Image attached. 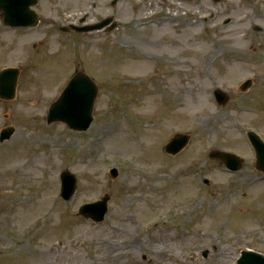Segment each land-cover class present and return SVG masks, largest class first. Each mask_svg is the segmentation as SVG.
<instances>
[{
	"label": "rangeland",
	"instance_id": "374dc122",
	"mask_svg": "<svg viewBox=\"0 0 264 264\" xmlns=\"http://www.w3.org/2000/svg\"><path fill=\"white\" fill-rule=\"evenodd\" d=\"M36 9V27L0 26V68L20 71L16 97L0 98V129L15 127L0 159L27 152L31 136L46 156L0 180V264H236L240 248L264 252V176L247 136L264 138V0H41ZM108 15L119 22L112 31L59 29ZM80 68L99 85L93 122L49 124V105ZM177 132L191 139L169 154ZM214 148L241 154L243 167L230 171ZM63 170L77 177L69 199ZM106 194L103 221L79 212Z\"/></svg>",
	"mask_w": 264,
	"mask_h": 264
},
{
	"label": "water",
	"instance_id": "95a60500",
	"mask_svg": "<svg viewBox=\"0 0 264 264\" xmlns=\"http://www.w3.org/2000/svg\"><path fill=\"white\" fill-rule=\"evenodd\" d=\"M37 2L38 0H0V9L3 10L4 22L11 25H36L40 20V16L31 6L35 5ZM112 19L113 16H110L99 23L82 27L74 25V28L85 31L97 29L108 24ZM115 26L116 23H112L109 29ZM64 30H67V28L65 27ZM18 74L19 71L16 68H5L0 70L1 98L10 99L15 96ZM250 81L251 80L245 82L243 87L246 88L249 86ZM98 89V85L88 74L83 71H77L72 76L59 98L50 106L48 122L62 120L74 129H87L93 120L92 111ZM215 94L218 101L221 103H226L229 99L228 94L221 89H217ZM14 129L15 128L12 126L4 128L1 132L0 139L9 138L13 134ZM250 138L256 146L257 164L264 170V143L254 134L250 133ZM188 141V134L178 133L166 144L165 149L168 152L177 153ZM210 155L222 158L229 167L234 169L240 168L242 163V159L239 156L230 152L213 150ZM63 178H65L67 184L64 191V195L67 197L75 185V177L69 172H64ZM108 198L109 196L106 195L103 200L87 203L81 207L80 211L100 220L103 218L107 209L106 202ZM246 255L248 257H244L240 261V264H264V255L261 253L247 252Z\"/></svg>",
	"mask_w": 264,
	"mask_h": 264
},
{
	"label": "bare ground",
	"instance_id": "6f19581e",
	"mask_svg": "<svg viewBox=\"0 0 264 264\" xmlns=\"http://www.w3.org/2000/svg\"><path fill=\"white\" fill-rule=\"evenodd\" d=\"M32 138L28 142L27 148H30L27 152L15 155H8L7 159H0V167L2 168L0 177L2 181H5V175L9 173L10 170L12 172L20 170L21 173H26L28 171H32L35 168H30L33 162H41L43 163L46 160V156L42 154H38L36 151V146L34 144L37 143L39 137L31 136ZM43 141V139L41 138ZM41 143V142H40ZM38 144V143H37ZM48 158V157H47Z\"/></svg>",
	"mask_w": 264,
	"mask_h": 264
},
{
	"label": "flooded vegetation",
	"instance_id": "af4514ba",
	"mask_svg": "<svg viewBox=\"0 0 264 264\" xmlns=\"http://www.w3.org/2000/svg\"><path fill=\"white\" fill-rule=\"evenodd\" d=\"M0 17H1V13H0Z\"/></svg>",
	"mask_w": 264,
	"mask_h": 264
}]
</instances>
